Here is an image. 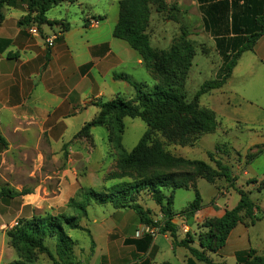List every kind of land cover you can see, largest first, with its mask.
<instances>
[{"label":"rangeland","instance_id":"374dc122","mask_svg":"<svg viewBox=\"0 0 264 264\" xmlns=\"http://www.w3.org/2000/svg\"><path fill=\"white\" fill-rule=\"evenodd\" d=\"M164 3V9L161 11L157 6L151 5V19L147 32L152 47L161 51L171 48L174 41L181 36L182 29L187 31L188 40L196 49V56L185 86L186 101L192 102L202 85L216 78L222 59L216 51L213 38L206 32H198L199 22L191 16V9L185 10L179 0H164ZM106 8L101 2L95 8L85 10V15L93 13L102 15ZM58 9L54 8L50 11L49 16L55 15ZM81 16L80 12L75 18ZM109 24L111 25L110 21L105 24L104 34L107 33ZM258 76L256 73L248 78L237 75L224 88L214 90L200 98V107L215 113L218 126L213 133L203 134L201 137L192 133L183 134L185 124L192 119L190 115L183 114L168 115L165 128L153 132V137L161 141L172 155L201 160L217 168L209 157V153H213L216 160L230 167L231 175L236 179L235 187H230L224 178L216 180L214 184L203 178L198 179V188L203 198V206L197 213L198 218L183 214L195 199L194 190L180 189L175 193L173 222L177 228L176 240L178 242L185 240L189 246L202 249L216 263L238 264V252L248 253L251 249L255 250L256 258L264 256V80ZM138 78L139 82H147L148 88L156 83H151L149 78L140 76ZM121 98L130 99L125 94H122ZM125 125L122 143L130 152L148 130V126L138 118H126ZM95 146L88 162H84L78 169L73 180L75 183L73 190L61 191L56 188L49 198L39 199L37 202L41 204V208L33 209V216L48 213L77 215L69 203L71 199L76 201L82 199V188L105 191L115 184L128 180L127 178L115 181L107 179L110 173L116 171L118 160L116 151L109 143L107 128H98L95 133ZM65 156L67 158L68 155L65 153ZM21 186H23L22 190L34 191L35 188L33 183H24ZM240 190L249 192L255 204L260 207L256 211V221L252 222L249 218H245L244 222L231 233L227 245L218 249L217 225L226 211L232 210L238 204ZM166 193L170 192L166 191ZM135 201L145 209L151 210L150 217L155 222L164 223L165 219L160 207L152 200L149 193L141 192L136 196ZM24 202L25 200L18 197L7 199L0 205L1 214L5 215L4 226L0 228V264H11L21 260L10 245L7 233L12 229L11 227H16L15 223L32 217L28 206L22 207ZM110 211L114 213L112 208L91 204L88 207V216L79 219L82 230L70 231L76 244L75 254L83 264H187V260L192 257L188 249L178 246L174 248V240L170 233L159 234L157 229L145 227L138 222V227H133L131 231L130 229L121 231L119 229L121 222L129 225L132 223L130 215H135L139 221L133 209H123L122 216L110 215ZM95 220L98 223H95ZM96 224H99L101 229H97ZM184 226L189 227L186 233L182 230ZM208 239L212 242L210 248H202V243ZM144 240L150 242L147 249L142 251L131 242ZM55 241L54 238L46 240V245L53 254H55ZM92 242H94L93 248ZM27 257L25 256L24 259ZM195 262L205 264L196 260ZM26 264H53V262L48 255L37 253L35 260Z\"/></svg>","mask_w":264,"mask_h":264},{"label":"trees","instance_id":"16d2710c","mask_svg":"<svg viewBox=\"0 0 264 264\" xmlns=\"http://www.w3.org/2000/svg\"><path fill=\"white\" fill-rule=\"evenodd\" d=\"M14 0H0L1 8ZM28 5V15L20 20L21 26L43 25L55 23L47 20V13L62 4H74L79 0H25ZM202 15L204 30L213 38L217 53L222 59V65L214 80L206 81L196 93L192 102L186 101L185 86L189 71L196 56V49L188 40V33L181 30V36L174 41L168 50L158 51L151 45L148 28L151 19V5L161 11L164 0H121L119 20L114 29V37L126 42L138 52L144 60L148 72L153 76L155 85L148 88L145 83L132 81L127 75L114 74L115 80L128 82L134 89L130 100L117 98L108 102L97 103L101 109L97 117L86 124L79 137L89 136L94 127H107L109 142L118 155L116 171L110 173L107 179L127 181L111 186L105 191L94 188H82L80 201L70 200L69 206L77 215L45 214L34 215L22 220L13 227L7 236L10 245L16 250L21 260L11 264H26L34 261L36 254H46L53 264H83L75 254V241L70 235L72 230H82L80 217L88 216L91 204L104 206L111 204L115 209H133L141 224L158 230L159 234L170 233L174 240V248L184 247L192 256L187 264H226L214 262L202 249L189 246L187 241L176 240L177 228L174 220L175 193L180 189H193L195 199L189 204L183 214L194 217L202 208L203 198L198 188V179L203 178L214 184L224 178L230 187H235V177L231 175L230 167L216 160L209 153L211 161L217 168L201 160H191L172 155L164 144L153 137V132L162 130L166 118L170 114L190 115L192 119L185 124L183 134L213 133L218 126L215 113L200 107V98L214 90L221 89L232 77L233 71L241 56L253 51L258 41L264 35V0H196ZM63 31L69 29V24L57 23ZM126 118L141 119L148 130L138 144L129 152L122 143ZM0 144L6 146V141L0 135ZM186 145V143H183ZM150 194L152 200L160 207L164 223L155 222L151 210L136 203V196L141 192ZM166 191L170 193L167 194ZM24 189L14 191L8 185L0 186V203L29 194ZM240 200L232 209L226 211L217 225L218 249L227 245L231 233L236 227L249 218L256 221L255 204L249 192L239 191ZM47 238H54L55 254L47 247ZM142 251L147 249L150 240L143 242L131 241ZM211 239L202 243V248H210ZM94 242H92V248ZM31 254L33 256H31ZM25 256H28L24 259ZM30 258V259H29ZM255 250L248 253L238 252V264H264L263 258H256ZM254 259V260H253Z\"/></svg>","mask_w":264,"mask_h":264},{"label":"crops","instance_id":"0c3cea01","mask_svg":"<svg viewBox=\"0 0 264 264\" xmlns=\"http://www.w3.org/2000/svg\"><path fill=\"white\" fill-rule=\"evenodd\" d=\"M179 1L185 10L191 9V16L199 22L198 32H206L197 1ZM101 2L107 7L104 14L85 15V10ZM120 2L79 0L62 4L55 7L59 8L55 15L49 16L54 8L47 13V20L55 25H43L39 34L30 33V26L20 25L29 13L25 0H14L1 8L0 135L6 146L0 144V186L8 185L21 192V184L33 183L34 191L21 196L25 200L22 207L28 206L31 216L33 209L41 208L37 201L49 198L56 188L73 190L78 169L88 162L96 147L95 133L101 127L92 128L88 137L78 135L100 113L97 103L121 98L122 94L133 98V87L126 81L115 80L114 74L127 75L138 83H142L138 76L155 83L141 55L114 37ZM80 12L82 16L75 18ZM109 21L111 25L104 34ZM57 23L69 24V29L63 31ZM52 36H56L55 44L49 47L46 40ZM255 73L264 80V35L253 51L241 56L225 86L237 75L248 78ZM104 206L114 210L110 215L123 214V209H115L111 204ZM130 217L132 223L121 222V231H131L138 227L137 222L141 224L135 215ZM4 219L0 210V228Z\"/></svg>","mask_w":264,"mask_h":264},{"label":"built area","instance_id":"2783aa9c","mask_svg":"<svg viewBox=\"0 0 264 264\" xmlns=\"http://www.w3.org/2000/svg\"><path fill=\"white\" fill-rule=\"evenodd\" d=\"M92 23H97V21H93ZM29 31L32 34H39V28L37 25H32L31 27H29ZM55 40H56V36H52V37L47 38L46 41H47L48 46L53 47L55 44ZM17 225H18V223H15V226H17ZM11 228H13V227H11ZM182 230L186 233L189 231V227L184 226Z\"/></svg>","mask_w":264,"mask_h":264}]
</instances>
